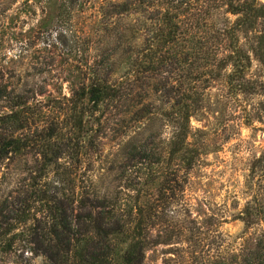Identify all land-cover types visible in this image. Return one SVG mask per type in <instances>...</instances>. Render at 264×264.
Listing matches in <instances>:
<instances>
[{"label": "trees", "instance_id": "trees-1", "mask_svg": "<svg viewBox=\"0 0 264 264\" xmlns=\"http://www.w3.org/2000/svg\"><path fill=\"white\" fill-rule=\"evenodd\" d=\"M192 2L107 0L106 28L117 41L116 53L89 67L88 77L71 86L66 104L59 99V118L33 125L29 100L19 94L8 101V111L0 113V170L23 156L35 157L33 165L20 168L18 191L26 209L13 217L4 234L12 233L17 223L31 221L28 229L36 245L30 248L44 255L46 264H144L151 246L172 243L183 234V226H175L189 212L183 203L185 187L203 153L202 145L190 140L195 134L191 120L204 110L205 91L211 81L224 77L229 92L254 94L258 89L248 79L252 56L264 67V0H205V14L224 8L234 17H226L222 26L207 24L206 15H197L200 10ZM241 35L248 38V49ZM169 64L187 67L188 75L162 77L160 72ZM151 81L150 93L166 96L163 104L169 106L153 111L149 101L140 109L136 121L142 129L126 147L136 149L141 133L157 120L173 128L166 157L156 154L151 161L144 152L139 158L158 164L152 177L156 193L143 201L139 194L101 193L88 184L90 168L85 165L90 158L85 147L90 120L104 105L139 90L147 92ZM51 172L57 176L55 192L44 181ZM251 174L253 199L241 219L247 225L257 220L264 225V155L255 159ZM36 208L39 211L32 213ZM18 236L12 234L0 250H12ZM238 263L264 264V231Z\"/></svg>", "mask_w": 264, "mask_h": 264}, {"label": "rangeland", "instance_id": "rangeland-1", "mask_svg": "<svg viewBox=\"0 0 264 264\" xmlns=\"http://www.w3.org/2000/svg\"><path fill=\"white\" fill-rule=\"evenodd\" d=\"M62 1L0 0V113L8 111V101L19 94L29 100L33 125L59 118V99L66 104L71 86L88 77L89 67L111 60L116 53L117 41L106 28L107 0H64L60 6ZM192 1L194 9L200 10L196 14L206 15L209 25L222 26L226 17L234 18L224 8L205 14L209 6L205 0ZM241 43L249 48L244 35ZM160 73L167 79H184L188 68L169 64ZM121 74L122 68L116 76ZM248 79L258 89L254 94L229 92L224 77L211 81L206 89L204 110L191 120L195 134L190 140L202 145L203 153L185 187L183 203L189 212L175 226H183V234L172 243L151 246L144 264H239L263 233L259 220L247 225L241 219L253 199L252 165L264 155V67L253 56ZM151 83L147 92L139 90L127 99L104 105L90 120L85 143L90 158L85 165L90 168L88 184L101 193L139 194L142 201L156 193L152 177L158 164L151 161L156 154L166 157L173 128L169 122L157 120L141 133L136 149L126 147L142 129L136 121L140 109L149 101L154 103L150 106L153 111L169 106L163 104L166 96L150 93ZM144 152L151 155V161L139 159ZM34 162L35 157L26 155L0 170V249L12 234L19 235L12 250H0V264H46L44 255L30 248L36 245L28 229L31 221L17 223L12 233L4 234L14 223L13 217L26 209L18 191L20 168ZM56 177L51 172L44 179L53 192L57 191ZM152 232L156 235L157 228Z\"/></svg>", "mask_w": 264, "mask_h": 264}]
</instances>
